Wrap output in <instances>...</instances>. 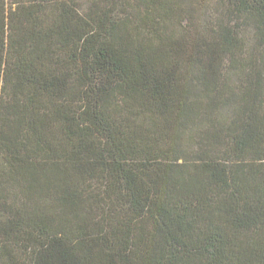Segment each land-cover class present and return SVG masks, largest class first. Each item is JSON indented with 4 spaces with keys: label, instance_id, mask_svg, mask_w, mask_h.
I'll list each match as a JSON object with an SVG mask.
<instances>
[{
    "label": "trees",
    "instance_id": "16d2710c",
    "mask_svg": "<svg viewBox=\"0 0 264 264\" xmlns=\"http://www.w3.org/2000/svg\"><path fill=\"white\" fill-rule=\"evenodd\" d=\"M179 1L0 0L2 264H264V57Z\"/></svg>",
    "mask_w": 264,
    "mask_h": 264
},
{
    "label": "rangeland",
    "instance_id": "374dc122",
    "mask_svg": "<svg viewBox=\"0 0 264 264\" xmlns=\"http://www.w3.org/2000/svg\"><path fill=\"white\" fill-rule=\"evenodd\" d=\"M130 4L131 9L136 11L137 4H139L137 0H131ZM178 6L182 8V14L179 16L178 21L175 20L173 23L175 30H180V23L183 21V25L187 27L190 33L195 32V30L200 31L210 24L215 27L228 26L235 28L244 36L245 40H248L249 53L255 59L263 61L264 47L260 41L255 39L254 25L250 21L236 19L233 15H230L226 0H180ZM247 57L248 54L242 59L243 64L246 66L248 65ZM0 212L2 216V210ZM0 264H2V260H0Z\"/></svg>",
    "mask_w": 264,
    "mask_h": 264
}]
</instances>
